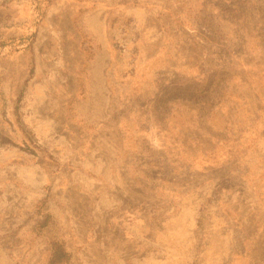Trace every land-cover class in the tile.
Listing matches in <instances>:
<instances>
[{"label": "rangeland", "instance_id": "374dc122", "mask_svg": "<svg viewBox=\"0 0 264 264\" xmlns=\"http://www.w3.org/2000/svg\"><path fill=\"white\" fill-rule=\"evenodd\" d=\"M0 0V264H264V0Z\"/></svg>", "mask_w": 264, "mask_h": 264}, {"label": "trees", "instance_id": "16d2710c", "mask_svg": "<svg viewBox=\"0 0 264 264\" xmlns=\"http://www.w3.org/2000/svg\"><path fill=\"white\" fill-rule=\"evenodd\" d=\"M45 1L49 0H41L38 3L36 8L37 18L39 20L43 19L46 13V7L43 8L42 4ZM71 254L68 251L64 242L60 241H52V253L49 259L50 264H70Z\"/></svg>", "mask_w": 264, "mask_h": 264}]
</instances>
